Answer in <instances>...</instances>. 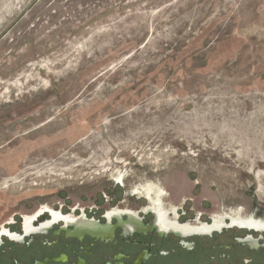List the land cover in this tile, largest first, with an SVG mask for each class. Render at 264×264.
Listing matches in <instances>:
<instances>
[{"label": "rangeland", "instance_id": "374dc122", "mask_svg": "<svg viewBox=\"0 0 264 264\" xmlns=\"http://www.w3.org/2000/svg\"><path fill=\"white\" fill-rule=\"evenodd\" d=\"M157 199L181 222L264 219V0H0V233ZM63 226L3 235L0 264H71ZM149 237L155 264H264V233ZM111 246L81 255L141 248Z\"/></svg>", "mask_w": 264, "mask_h": 264}, {"label": "flooded vegetation", "instance_id": "af4514ba", "mask_svg": "<svg viewBox=\"0 0 264 264\" xmlns=\"http://www.w3.org/2000/svg\"><path fill=\"white\" fill-rule=\"evenodd\" d=\"M120 178L122 179V177ZM148 193L151 194L152 189H149ZM157 193L159 194L160 190H157ZM45 209L51 212V221L36 225L33 222H35L37 215L25 216L24 232L22 234L12 232L8 228L3 227L0 238L6 235L12 240L22 242L24 236L36 233L45 234L53 224L63 221L65 226L61 227L59 231H53V234L60 235V233H62L64 238H71L78 242L77 244L79 246L65 245L68 246L70 252L77 257L71 264H97L94 262L89 263L81 254L92 253V247L95 243H112L111 248L113 249L115 245H118L120 240L124 243L141 246V248L132 254L127 251L121 252L118 250L113 253L112 257H109L111 261L108 260V256H105L107 259L103 261V264H155L153 262H159L160 259L166 258L165 256L169 255L170 251L155 249L157 243L152 237H149L150 235H156V237L160 239H167L172 236L177 239L178 245L188 248L187 245L190 244V242H185L186 238L196 235L211 236L214 232L218 233L226 228L237 227L247 232L255 231L259 234L264 233V219L255 217L254 214H226L221 217L215 215L210 223L199 221V217L193 221L181 222L177 219V214L175 212L176 208H164L159 199L143 208L144 211L141 213L144 217L139 216V211L116 207L107 211V214L104 215V221L93 218L88 219L84 214L80 216H75L73 214L64 215L62 212L55 211L48 207ZM171 211H173L174 217L170 216L172 214ZM147 212L153 213V220L150 223L144 221L146 219L145 213ZM123 218L126 219L124 220ZM224 219H228V222L226 223ZM68 226L71 229L67 228ZM137 236H142V238ZM235 240L242 245H251L252 247H257L259 241V239L253 237L252 234H245L243 237L236 236ZM55 243L50 242L49 245L52 246ZM59 255L65 256L66 260L63 261L67 262L68 256H66L65 252H60ZM121 259H129L131 261L121 262L119 261ZM50 262H59V264H62V260H59V256L45 257L43 262H37L35 264H49Z\"/></svg>", "mask_w": 264, "mask_h": 264}, {"label": "bare ground", "instance_id": "6f19581e", "mask_svg": "<svg viewBox=\"0 0 264 264\" xmlns=\"http://www.w3.org/2000/svg\"><path fill=\"white\" fill-rule=\"evenodd\" d=\"M260 185V184H259ZM261 187H263V186H261ZM258 190V189H257ZM260 191V190H259Z\"/></svg>", "mask_w": 264, "mask_h": 264}]
</instances>
